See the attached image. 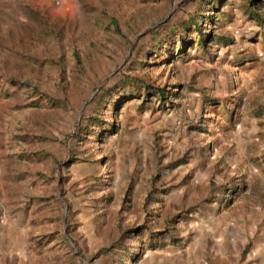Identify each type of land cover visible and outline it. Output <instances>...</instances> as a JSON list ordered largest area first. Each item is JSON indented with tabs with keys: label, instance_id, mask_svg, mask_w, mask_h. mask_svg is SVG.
I'll use <instances>...</instances> for the list:
<instances>
[{
	"label": "rangeland",
	"instance_id": "rangeland-1",
	"mask_svg": "<svg viewBox=\"0 0 264 264\" xmlns=\"http://www.w3.org/2000/svg\"><path fill=\"white\" fill-rule=\"evenodd\" d=\"M0 4V264H264V0Z\"/></svg>",
	"mask_w": 264,
	"mask_h": 264
},
{
	"label": "trees",
	"instance_id": "trees-1",
	"mask_svg": "<svg viewBox=\"0 0 264 264\" xmlns=\"http://www.w3.org/2000/svg\"><path fill=\"white\" fill-rule=\"evenodd\" d=\"M247 1L250 5H254L256 2H258V0H247ZM219 2H220V0H214V2H212V0H206V4L210 5L211 9H213V10L216 9ZM198 19H206L207 21H211L212 17H210V16H200V18L191 17L189 19L188 24H187L189 26H192V29H194L193 30L194 33H198L200 35V40L198 43L201 45H204V36H208V34H201L200 22H202V20L197 22ZM201 35H204V36H201ZM179 40H181V37H179ZM158 95H160L161 98L164 99V94L162 93L161 90H158Z\"/></svg>",
	"mask_w": 264,
	"mask_h": 264
},
{
	"label": "crops",
	"instance_id": "crops-1",
	"mask_svg": "<svg viewBox=\"0 0 264 264\" xmlns=\"http://www.w3.org/2000/svg\"><path fill=\"white\" fill-rule=\"evenodd\" d=\"M0 1H6V0H0ZM0 5H2V4H0ZM3 6H6V4H4Z\"/></svg>",
	"mask_w": 264,
	"mask_h": 264
}]
</instances>
